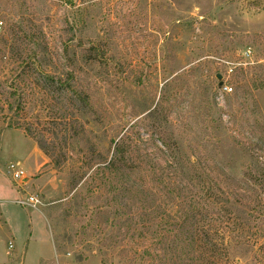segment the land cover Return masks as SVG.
Segmentation results:
<instances>
[{
    "label": "rangeland",
    "instance_id": "1",
    "mask_svg": "<svg viewBox=\"0 0 264 264\" xmlns=\"http://www.w3.org/2000/svg\"><path fill=\"white\" fill-rule=\"evenodd\" d=\"M0 23V264H264V0H0ZM163 130L222 196L205 254L164 181L118 204L100 172L125 136L168 169Z\"/></svg>",
    "mask_w": 264,
    "mask_h": 264
},
{
    "label": "trees",
    "instance_id": "2",
    "mask_svg": "<svg viewBox=\"0 0 264 264\" xmlns=\"http://www.w3.org/2000/svg\"><path fill=\"white\" fill-rule=\"evenodd\" d=\"M13 95L15 96V94ZM155 112L149 113L148 118H152L156 114ZM24 131L27 134L30 133L27 129H24ZM158 134L160 135L158 149L168 156V169L161 168L157 172L155 161H149L147 153H144L146 155L142 154L138 141L130 136H125L114 143L113 156L108 163L100 166V172H102L106 179H109V176H107L108 172L115 173L117 190L114 191V196H117L116 200L118 204L123 203L126 193L132 195V192L134 197L135 195L140 196L139 193H143L153 182L156 183L157 180L164 181L163 188L168 190V195L169 192L172 194V199L177 201V207L183 210L179 217H176L177 211L173 215L175 218L169 214L170 222L168 221V226H171V231L177 237V240L181 237V240L178 242L182 245V248H192L195 246L196 253L205 254L209 249L217 248L218 239L222 240L224 238L222 230L225 227L218 230L214 225V221L212 219L209 221L210 216H208L210 212L215 213L218 205L221 206L216 213L222 209V205H224L223 200H221L222 196L218 197L215 195L217 190L213 181L204 176L203 171L198 168L197 162L187 157L173 138L167 137L165 130L160 131ZM39 146L42 151L47 153L44 146L40 143ZM128 161H133L135 165L145 164V169L138 178L135 180L130 179L127 182L124 179V175L126 174L122 163ZM150 163L153 165L152 167ZM186 190L195 195L194 200H184L180 196ZM208 195L213 199L211 200V205L214 208H210L197 200L198 198L206 201L204 196ZM203 213H205L204 216ZM138 217L136 216V221H141ZM203 218L205 224L202 223ZM166 219L162 223L167 225ZM137 230L141 231V228H137ZM145 233L148 235V232ZM219 233L221 237L218 236ZM142 234L143 232H141ZM163 245L165 246V244Z\"/></svg>",
    "mask_w": 264,
    "mask_h": 264
},
{
    "label": "built area",
    "instance_id": "3",
    "mask_svg": "<svg viewBox=\"0 0 264 264\" xmlns=\"http://www.w3.org/2000/svg\"><path fill=\"white\" fill-rule=\"evenodd\" d=\"M1 24V23H0ZM244 57L247 58V59H250L252 57V53L251 51H246L244 54ZM233 72V69L231 68L229 70V73ZM223 90L227 93H230L232 91V88L229 87L228 85H225L223 87ZM8 174L11 176V178L17 182L21 179H23L25 177V173L18 169L15 165H11L9 168H8ZM17 204L21 205V206H28V207H31L33 209H36L38 205H40V201L38 198H36L35 196H32L30 195L28 197V199L26 201H17ZM13 248V244L10 243L9 244V249H12Z\"/></svg>",
    "mask_w": 264,
    "mask_h": 264
},
{
    "label": "water",
    "instance_id": "4",
    "mask_svg": "<svg viewBox=\"0 0 264 264\" xmlns=\"http://www.w3.org/2000/svg\"><path fill=\"white\" fill-rule=\"evenodd\" d=\"M217 79L219 80V87H222L223 86L222 76L221 75H217Z\"/></svg>",
    "mask_w": 264,
    "mask_h": 264
}]
</instances>
